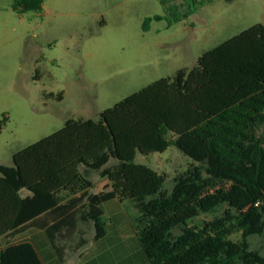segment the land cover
Wrapping results in <instances>:
<instances>
[{"label":"trees","instance_id":"16d2710c","mask_svg":"<svg viewBox=\"0 0 264 264\" xmlns=\"http://www.w3.org/2000/svg\"><path fill=\"white\" fill-rule=\"evenodd\" d=\"M215 1L193 0L189 8L187 0H160L167 15L158 20L178 23ZM44 3L15 0L13 9L41 12ZM263 135L264 25L257 24L203 54L192 70L154 82L98 120H68L16 153L13 166L1 165L0 240L30 238L0 250V264H65L70 243L77 239L75 251L89 243L83 226H94V242L107 236L102 206L112 200L136 209L148 264H264L249 242L264 236ZM172 145L193 164L167 194L166 175L135 161ZM81 168L99 172L108 186L93 193ZM190 185L220 201L202 206ZM220 203L229 208L219 212ZM194 204L213 219L193 224Z\"/></svg>","mask_w":264,"mask_h":264},{"label":"rangeland","instance_id":"374dc122","mask_svg":"<svg viewBox=\"0 0 264 264\" xmlns=\"http://www.w3.org/2000/svg\"><path fill=\"white\" fill-rule=\"evenodd\" d=\"M187 2L192 6L193 0ZM14 3L0 0V166H13L16 153L61 130L68 120H98L101 112L154 82L192 70L203 54L230 38L264 25V0H216L174 24L158 20L167 15L160 0H45L41 12L22 14L14 11ZM135 162L165 174L167 194L193 164L174 145L163 154H138ZM81 172L93 181V193L104 188L99 172ZM188 189L201 196L202 206L220 201L216 192L205 196L195 185ZM112 207L102 206L113 227L110 239L95 244L94 226H83L90 245L75 251L77 239L70 243L66 264H148L137 245L136 209L130 201ZM216 208L222 212L229 206ZM194 210L199 214L193 224L214 217L195 204ZM249 242L264 255V236ZM105 250L110 251L99 258Z\"/></svg>","mask_w":264,"mask_h":264},{"label":"crops","instance_id":"0c3cea01","mask_svg":"<svg viewBox=\"0 0 264 264\" xmlns=\"http://www.w3.org/2000/svg\"><path fill=\"white\" fill-rule=\"evenodd\" d=\"M214 3V2H213ZM212 4V3H211ZM106 180V179H105ZM108 186V181L106 180V183H105V186H104V188L105 187H107ZM103 188V189H104ZM99 192V191H98ZM95 193H97V192H95ZM108 203H110V204H112V210H114V209H118V208H120V205L122 204L119 200H112L111 202H108ZM112 229H113V227H112ZM112 229H110V226H109V228H108V233H107V236L103 239V240H100V241H98V242H94L95 244H100V245H102V244H105V242H106V240H108V238L110 239V234H111V230ZM32 234H37V235H39V236H42V233L40 232V231H36V232H32ZM30 238V236H25V237H21V238H17V239H15V240H12V241H10V242H8L7 240H0V250H2L6 245H8V244H15V243H19V242H21V241H24V240H27V239H29ZM136 239H137V243H138V238H137V236H136ZM90 244L88 243L86 246H84V247H88ZM138 245V248H139V250H140V246H139V243L137 244ZM104 246V245H103ZM84 247H82L81 249H83ZM80 249V250H81ZM110 251V250H109ZM109 251L107 250H105L104 252H102L100 255H99V258H104L105 256H106V254H108L109 253ZM105 255V256H104ZM66 264V263H65Z\"/></svg>","mask_w":264,"mask_h":264}]
</instances>
